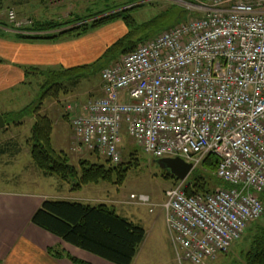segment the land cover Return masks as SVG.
Returning a JSON list of instances; mask_svg holds the SVG:
<instances>
[{"label":"built area","instance_id":"built-area-1","mask_svg":"<svg viewBox=\"0 0 264 264\" xmlns=\"http://www.w3.org/2000/svg\"><path fill=\"white\" fill-rule=\"evenodd\" d=\"M193 7L204 15L104 68L102 95L71 124L76 150L113 164L123 160V132L156 158L196 167L207 154L218 156L217 176L229 187L189 195L181 181L160 205L178 259L208 264L264 215V0ZM131 198L151 205L146 195Z\"/></svg>","mask_w":264,"mask_h":264},{"label":"rangeland","instance_id":"rangeland-1","mask_svg":"<svg viewBox=\"0 0 264 264\" xmlns=\"http://www.w3.org/2000/svg\"><path fill=\"white\" fill-rule=\"evenodd\" d=\"M204 2L206 1L0 0V22L11 24L12 26L13 24H19L25 27L29 26L28 24L32 23V21L46 23L48 21L65 22L77 16H86L87 18L106 11L108 14L104 15H110L112 11L131 10L136 21L144 23L162 12L163 16H158L159 18H157L161 22L154 24V26L138 29L134 34H131L128 42L139 46L145 40L147 41L156 37L159 33L170 27L203 15L202 11L193 6L196 3ZM11 11L15 13L14 20L9 16ZM166 14L169 16L165 18ZM127 30V26L123 20L117 19L102 28L95 29L86 34V39L82 38L86 42V46L84 47H74L76 43H79L76 40L78 38H75L74 41L65 39L62 40L65 42H58L62 43L60 45L63 48L62 55L65 53L67 56H72L71 58L74 62H68H73L74 64L76 55L78 56L77 59H79L76 61L78 64L94 65L92 74H89L87 78L80 82L75 88L76 90L74 89V93L71 92V96H67L70 94L68 93L60 94L59 99L47 98L41 109L42 113L48 114L53 120L54 132L52 141L54 147L59 151H65L70 158V162L76 166L81 159L93 162H105L106 158L97 151L76 150L77 144L73 138L74 132L72 126L63 117V114H65L66 109H69L68 106L72 105L73 110L69 111H71L73 117L76 115L77 109L81 108L83 104L102 95L101 70L109 62H111V65L119 60H110L108 62L109 58L106 55L104 56V53L112 44L122 38ZM35 34L33 33V35ZM119 50L116 55L121 53L122 49ZM47 82V75L36 72V74L28 78L26 85H22L14 93L11 92V101L8 102L6 97L3 98L1 96L0 108L9 107L12 112H17L32 102L38 101L42 95V86H45ZM66 85L73 90L74 87L71 86L69 81L66 82ZM80 90L82 92L76 95V91ZM31 111V109L27 111V115L21 119L14 117L10 121L13 122L18 119L23 121V124H11L6 129H0V189L8 188L21 192L53 194L57 190L58 185H60L59 180H56L58 177L44 176L39 172L32 159L31 148L27 143L34 123V115L31 114ZM62 133L64 134V138L62 137ZM121 149L125 161L130 160L132 153L139 160V165L133 166L128 171L125 181L122 184L101 182L99 184L85 185L80 190H76V195L86 196L87 203L106 202L113 206L115 201H118L116 203L117 208L125 206L129 212L136 214L135 216L140 218L146 229V238L140 247V264H193L190 261L181 262L178 259L167 226L165 212L160 206L165 202V192L169 188L174 187L178 183L177 180L173 177H168L166 174L168 171L160 167L157 162L158 159L152 154L145 152L127 132H123L122 134ZM198 168L203 170V172H207L201 166ZM37 173H40L38 174V178ZM189 176L184 180L185 183L188 182ZM64 183L72 185V182L64 181ZM211 187L216 190L223 187V184L212 177ZM132 194H135L138 198L141 195L148 196L151 205L140 203L138 199H132ZM250 225L242 238L235 242L229 251L220 254L208 264H240L243 261V252L249 248L256 228L264 226V215ZM138 257L134 260V263Z\"/></svg>","mask_w":264,"mask_h":264},{"label":"trees","instance_id":"trees-1","mask_svg":"<svg viewBox=\"0 0 264 264\" xmlns=\"http://www.w3.org/2000/svg\"><path fill=\"white\" fill-rule=\"evenodd\" d=\"M204 1L207 2L208 0ZM104 14H108V12L95 14L87 18L86 16H77L65 22L48 21L46 23L32 21V23L28 24L29 26L25 27L22 25L18 26L17 24H13L12 26L11 24L0 22V36H4L7 32L12 31L15 37L22 41L59 42L65 39L80 38L95 29L102 28L117 19H121L126 24L128 30L122 38L118 39L104 53V56L106 55L109 58V62L110 60H118L123 55L135 50L138 45L128 42L131 34H134L138 29L154 26V24L161 22L157 20L158 16H163L161 12L153 19L144 22V24L143 22L138 23L136 21L131 10L112 11L110 15ZM168 16L166 14L165 18ZM33 33L36 34L33 35ZM147 41L145 40L143 43ZM119 49H122L121 53L116 55ZM0 62H2L1 58ZM110 63L106 66H109ZM23 69L27 80L33 74H36V72L47 75V86H42V95L38 101L32 102L17 112L2 113L7 123L4 129L8 128L11 124H23V121L18 119L13 122L10 121L14 117L21 119L27 115V111L32 110L31 114L34 115V123L27 143L31 148L32 159L40 172L44 176H56L62 181L72 182L73 190L81 189L85 185L99 184L101 182L122 184L127 177L128 171L133 166L139 165V160L133 156V153L130 155L129 161L123 159L118 164H113L107 158L105 162H93L81 159L76 166L70 162V158L65 151H59L54 147L52 142L54 132L53 120L49 115L41 111L47 98L59 99L60 94L70 93L72 89L66 85V82L69 81L71 86L74 87L73 89H75L83 79L92 74L94 65L84 64L54 69L39 66H24ZM200 166L207 172H203V170L198 168ZM218 166V156L214 153L207 154L201 163L193 169L188 182L185 183L188 185L185 188L186 192L189 195L213 192L214 188L211 187L212 177L222 183L223 187H229L226 182L218 178L216 173ZM166 174L168 177L175 178L178 183L180 182L179 179L168 172ZM261 200L264 203V194L261 195ZM32 223L63 241L113 264H133L146 238V230L141 225L120 215L114 206L106 202L91 204L47 198L35 212L32 217ZM250 226H248L247 230ZM49 252L58 258L67 257L77 264H91L70 255L61 247L50 248ZM242 260L240 264H264V226L256 228L249 248L243 252Z\"/></svg>","mask_w":264,"mask_h":264},{"label":"crops","instance_id":"crops-1","mask_svg":"<svg viewBox=\"0 0 264 264\" xmlns=\"http://www.w3.org/2000/svg\"><path fill=\"white\" fill-rule=\"evenodd\" d=\"M82 38L86 39V35L76 39L79 43L74 45L75 48L86 46V42ZM69 40L74 41L75 38ZM60 45L62 43L18 40L12 31L0 36V58L2 59V62H0V101L1 96L3 98L6 97L8 102L11 101V92L14 93L19 87L26 85L27 78L23 69L24 66L68 68L81 65L76 62L79 60L77 59L78 56L75 55L76 61L73 64L72 56H67L65 53L62 55L63 48ZM73 91L74 89L71 90V92ZM71 92L67 96H71ZM76 92V95H79L82 91ZM79 109L81 110V108H78L77 111L75 110L77 112L76 115L79 113ZM4 112H12V110L9 107L0 108V114ZM64 113L63 117L72 126L71 111L66 109ZM62 137L64 138L63 133ZM40 173H37V178ZM56 180H59L60 185L57 187V192L54 191L53 194L21 192L8 188L0 189V264H77L67 257L58 258L50 254L49 249L53 247H61L70 255L91 264H113L63 241L32 223V217L47 198L87 203L86 196H77V191L72 189V185L64 183L58 178ZM117 202L115 201L113 206L120 215L134 221L145 229L143 222L135 216L136 214L129 212L125 206L117 208ZM140 263L141 255H139L134 264Z\"/></svg>","mask_w":264,"mask_h":264},{"label":"water","instance_id":"water-1","mask_svg":"<svg viewBox=\"0 0 264 264\" xmlns=\"http://www.w3.org/2000/svg\"><path fill=\"white\" fill-rule=\"evenodd\" d=\"M7 126L6 120L2 114H0V129ZM162 169L168 171L177 179L184 181L190 175L194 169V164L185 161L181 157L176 158H160L157 160Z\"/></svg>","mask_w":264,"mask_h":264}]
</instances>
